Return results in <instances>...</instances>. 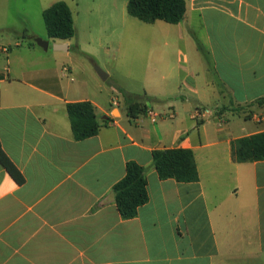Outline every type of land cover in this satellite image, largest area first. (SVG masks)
Returning <instances> with one entry per match:
<instances>
[{
    "label": "crops",
    "instance_id": "1",
    "mask_svg": "<svg viewBox=\"0 0 264 264\" xmlns=\"http://www.w3.org/2000/svg\"><path fill=\"white\" fill-rule=\"evenodd\" d=\"M163 22L146 23L155 59L140 102L156 122L131 117L121 93L89 91L71 59L36 43L0 53V145L18 172L0 162V264H264V161L232 154L264 132V0H186L179 24ZM71 40L47 41L68 53ZM82 101L102 127L76 140L66 106ZM174 148L193 151L198 181L159 178L153 152ZM129 162L145 169L149 200L125 219L114 186Z\"/></svg>",
    "mask_w": 264,
    "mask_h": 264
},
{
    "label": "rangeland",
    "instance_id": "2",
    "mask_svg": "<svg viewBox=\"0 0 264 264\" xmlns=\"http://www.w3.org/2000/svg\"><path fill=\"white\" fill-rule=\"evenodd\" d=\"M58 1L70 5L76 35L68 53L58 52L51 42L47 51L39 47L41 55L71 59L77 79L106 101L126 93L132 100L148 104L146 76L148 59H155L151 51L155 35L152 26L128 14L125 0H0V46L18 53L38 38L47 41L43 11ZM167 32L162 29L157 37L164 42ZM168 58L176 59V55ZM98 68L108 75L106 80L99 76Z\"/></svg>",
    "mask_w": 264,
    "mask_h": 264
},
{
    "label": "trees",
    "instance_id": "3",
    "mask_svg": "<svg viewBox=\"0 0 264 264\" xmlns=\"http://www.w3.org/2000/svg\"><path fill=\"white\" fill-rule=\"evenodd\" d=\"M128 14L144 23L164 21L177 25L186 15V0H129ZM43 19L49 39L69 41L75 37L74 18L65 1H58L45 9ZM122 95L131 117L146 112L145 105L132 100L126 93ZM263 103L264 98L257 101V104ZM66 108L76 140H85L99 133L102 125L90 101L68 103ZM232 154L234 161L239 163L264 161V132L233 141ZM0 162L13 176L18 175L1 145ZM153 164L161 180L174 179L182 183L199 180L195 156L190 149L155 150ZM147 185L145 169L135 162L127 163L125 177L114 186L117 208L123 218L136 217L139 208L148 202Z\"/></svg>",
    "mask_w": 264,
    "mask_h": 264
},
{
    "label": "water",
    "instance_id": "4",
    "mask_svg": "<svg viewBox=\"0 0 264 264\" xmlns=\"http://www.w3.org/2000/svg\"><path fill=\"white\" fill-rule=\"evenodd\" d=\"M35 43L43 48L45 51H47L49 49L50 46V41H46L43 39H36ZM54 49L57 51H67L68 47L66 44H55ZM97 72L99 74V76L103 79L106 80L108 78V75H106L102 70H100L99 68L97 69Z\"/></svg>",
    "mask_w": 264,
    "mask_h": 264
},
{
    "label": "built area",
    "instance_id": "5",
    "mask_svg": "<svg viewBox=\"0 0 264 264\" xmlns=\"http://www.w3.org/2000/svg\"><path fill=\"white\" fill-rule=\"evenodd\" d=\"M8 52V49L4 46H0V53ZM209 111H204L203 114H208ZM145 114L153 121L156 122L158 120V115L151 109H147Z\"/></svg>",
    "mask_w": 264,
    "mask_h": 264
}]
</instances>
